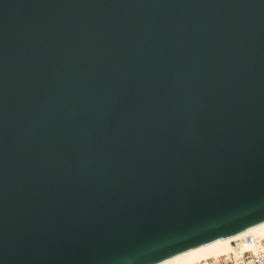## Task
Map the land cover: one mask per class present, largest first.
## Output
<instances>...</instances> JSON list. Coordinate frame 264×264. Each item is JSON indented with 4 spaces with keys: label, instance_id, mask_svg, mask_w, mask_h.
<instances>
[{
    "label": "water",
    "instance_id": "water-1",
    "mask_svg": "<svg viewBox=\"0 0 264 264\" xmlns=\"http://www.w3.org/2000/svg\"><path fill=\"white\" fill-rule=\"evenodd\" d=\"M264 227V0H0V264H168Z\"/></svg>",
    "mask_w": 264,
    "mask_h": 264
},
{
    "label": "bare ground",
    "instance_id": "bare-ground-1",
    "mask_svg": "<svg viewBox=\"0 0 264 264\" xmlns=\"http://www.w3.org/2000/svg\"><path fill=\"white\" fill-rule=\"evenodd\" d=\"M254 236L256 238V240L259 241H264V227L253 231L235 241L229 242V243H222L220 242V244L206 249L204 248L203 251L194 254V255H187V257L181 258L179 260L176 261H170L168 264H199L200 262H203L205 260H209V259H216L222 256H226L228 254H231L233 252L236 253L235 249L238 247L235 244L242 242V240H244V238H246L247 236ZM253 251L255 250V247L252 245H245L244 243H242V245H240V251L238 253H243L245 251Z\"/></svg>",
    "mask_w": 264,
    "mask_h": 264
},
{
    "label": "built area",
    "instance_id": "built-area-1",
    "mask_svg": "<svg viewBox=\"0 0 264 264\" xmlns=\"http://www.w3.org/2000/svg\"><path fill=\"white\" fill-rule=\"evenodd\" d=\"M242 243L254 246L255 250L238 253ZM235 245L238 246L235 249L236 253L233 252L216 259L205 260L199 264H264V241L258 242L254 236L250 235Z\"/></svg>",
    "mask_w": 264,
    "mask_h": 264
}]
</instances>
